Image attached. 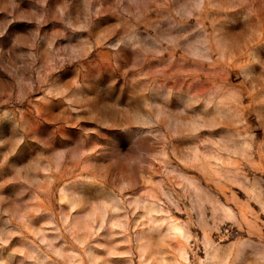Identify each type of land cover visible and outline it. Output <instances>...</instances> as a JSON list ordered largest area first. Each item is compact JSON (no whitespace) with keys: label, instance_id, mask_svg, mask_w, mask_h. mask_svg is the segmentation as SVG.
<instances>
[{"label":"rangeland","instance_id":"1","mask_svg":"<svg viewBox=\"0 0 264 264\" xmlns=\"http://www.w3.org/2000/svg\"><path fill=\"white\" fill-rule=\"evenodd\" d=\"M112 4L0 0V264H215L206 251L233 239L229 227L255 232V247L239 249L264 264V104L254 103L264 88L244 95L237 117L202 42L189 50L203 71L171 49L113 70L107 45L122 30ZM170 8L136 0L126 15L135 33L154 36ZM238 11L213 9L209 19ZM257 39L251 28L221 37L212 59ZM89 62L101 70L90 89L61 71ZM174 72L193 74L165 81ZM173 79L200 103H159ZM97 129L134 135L109 149Z\"/></svg>","mask_w":264,"mask_h":264},{"label":"clouds","instance_id":"2","mask_svg":"<svg viewBox=\"0 0 264 264\" xmlns=\"http://www.w3.org/2000/svg\"><path fill=\"white\" fill-rule=\"evenodd\" d=\"M136 0H113L110 11L120 19L122 34L112 44L107 45L113 50L114 69H119L122 64L131 62V70L141 67L140 61L146 62L148 58L156 59L162 57L167 51L178 50L180 53V63L185 60H192L195 68L204 70V64L199 63L197 58L192 57L190 46L194 42H202L207 45L204 48L208 65L216 70L219 77V87L228 96L234 97V107L232 111L237 117L242 116V109L246 105L241 104L245 94L251 96L253 92L264 88V39L254 40L251 44H244L230 48L231 59L218 56L212 59L215 41L221 37H228L233 33L251 28L254 36L264 37V0H260L259 5L253 8L249 0H224L222 4L209 3V0H171L169 14L165 18V23L160 26V30L154 36H141L134 32L132 21L126 15L127 8L133 6ZM167 6V3H166ZM226 7L229 9H241L231 15H224L219 20L209 19V14L213 9ZM208 20L206 25L203 21ZM192 21H196L193 23ZM132 34L134 39L129 37ZM71 39V37H69ZM161 45H168L162 47ZM171 66V60L167 61ZM95 66L89 62L86 65L69 66L62 69V73H67V79L74 76L79 80L81 89L92 87L90 73ZM96 76L100 77V69H95ZM192 72H174L165 77V81L172 76H182L188 79ZM229 76L233 77L229 80ZM57 80L62 81L63 75H58ZM110 91V90H109ZM67 95V94H66ZM155 99L162 104L174 101L177 107L186 105L191 107L200 103L203 96L191 95L190 87L186 86L182 80L173 79L172 82L165 83L155 94ZM254 103L264 104V98ZM134 135L131 131L107 132L97 129V136L105 139H96L97 144L109 149H122L128 139ZM67 134H62L61 139H68ZM91 139V138H90ZM216 230V229H213ZM233 237L227 244H222L220 240L206 251V261L214 260L215 264H250L249 253L239 249L241 241H246L245 247H255L256 241L249 239L255 235L250 231L248 237H241L240 233L232 232L231 228L225 230ZM243 229H241V232ZM222 239H227V235L222 234ZM260 247L264 248V236L260 237ZM211 255H208V252ZM201 264H205L204 261Z\"/></svg>","mask_w":264,"mask_h":264}]
</instances>
